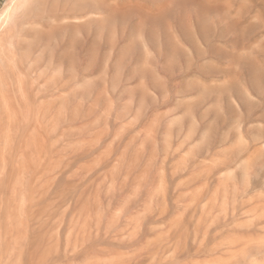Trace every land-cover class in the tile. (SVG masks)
Segmentation results:
<instances>
[{
  "label": "rangeland",
  "instance_id": "rangeland-1",
  "mask_svg": "<svg viewBox=\"0 0 264 264\" xmlns=\"http://www.w3.org/2000/svg\"><path fill=\"white\" fill-rule=\"evenodd\" d=\"M0 264H264V0H0Z\"/></svg>",
  "mask_w": 264,
  "mask_h": 264
}]
</instances>
